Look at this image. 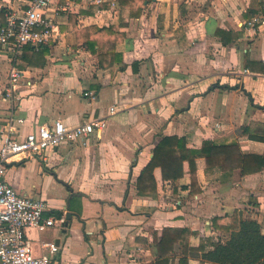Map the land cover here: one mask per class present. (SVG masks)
I'll use <instances>...</instances> for the list:
<instances>
[{
    "label": "crops",
    "instance_id": "0c3cea01",
    "mask_svg": "<svg viewBox=\"0 0 264 264\" xmlns=\"http://www.w3.org/2000/svg\"><path fill=\"white\" fill-rule=\"evenodd\" d=\"M21 5L0 0V31L7 12ZM140 8L134 16L118 0H57L51 11L56 32L48 44L26 45L15 62L0 44V147L13 116L26 118L22 132L57 119L70 126L107 120L100 133L62 144L44 161H14L3 177L22 195L46 199L45 219H65L28 230L35 254L45 243L60 247L54 264H154L155 238L164 228L190 229L196 248L204 239H225L214 219L236 213L257 220L264 233V167L249 174L235 170L223 181L220 171L208 177L199 157L202 191L194 197L183 188L191 184L188 162L177 186L157 167L152 193L141 195L138 188L163 136L200 148L205 140L264 124L258 79L264 25L250 24L261 10L259 0H149ZM94 27L125 35L116 44L117 62L101 66L99 44L92 47L81 35ZM90 39L98 42L95 32ZM13 65L26 75L19 100L4 97ZM239 144L247 155H264V140L242 137ZM175 249L172 264H180L184 254ZM202 255L190 251L188 264H215L202 263Z\"/></svg>",
    "mask_w": 264,
    "mask_h": 264
},
{
    "label": "built area",
    "instance_id": "2783aa9c",
    "mask_svg": "<svg viewBox=\"0 0 264 264\" xmlns=\"http://www.w3.org/2000/svg\"><path fill=\"white\" fill-rule=\"evenodd\" d=\"M22 5L6 14V24L1 27L0 44L10 50L13 61L26 45L40 47L54 38L56 24L51 16L57 0H21ZM261 10L251 20V25H264V0H259ZM25 72L13 65L9 71L8 86L4 91L6 99L20 98ZM264 84V73L258 75ZM28 86L34 82L26 80ZM111 114L116 112L111 108ZM2 133L0 147V178L8 166L17 160L38 158L45 160L50 151L60 145L86 141L94 133H100L107 126L105 117L89 119L75 126L62 120L40 122L30 132H22L25 117L13 116ZM48 201L22 195L4 179H0V261L2 264H54L60 247L53 243L44 244V252L35 254L28 230L32 227L45 230L63 223L64 218H44Z\"/></svg>",
    "mask_w": 264,
    "mask_h": 264
},
{
    "label": "trees",
    "instance_id": "16d2710c",
    "mask_svg": "<svg viewBox=\"0 0 264 264\" xmlns=\"http://www.w3.org/2000/svg\"><path fill=\"white\" fill-rule=\"evenodd\" d=\"M122 6L131 8L132 15H140V5L149 0H118ZM85 30L82 37L89 42L99 44L100 63L102 67L113 64L120 59L116 53V44L124 39V34L109 28H97ZM92 32L96 33L97 40L90 39ZM226 42V41H225ZM264 124L251 123L241 127V133L234 137H223L214 140H205L200 148H189L186 139L178 136H163L154 150V157L141 173L138 180V188L141 195H149L156 188L154 169L160 167L164 180H172L177 186L185 175L184 163L189 164L191 184L183 186L189 189V197H194L202 191L198 179L197 158L204 157L206 160V174L208 177L220 171L223 175L220 180L226 179L235 170L242 174L260 171L264 167V155L251 156L242 152L239 139L250 137L264 140V132L257 131ZM175 192L176 189H175ZM214 226L227 237L218 242L209 239L201 241L196 248L190 246V236L194 234L187 228L163 229L161 237L156 236L158 248V260L154 264H172L171 253L178 250L184 254L180 264H188V254L202 252V263L212 262L215 264H264V233L261 224L255 219H239L238 213L225 217L215 218ZM209 245L213 249H209Z\"/></svg>",
    "mask_w": 264,
    "mask_h": 264
},
{
    "label": "water",
    "instance_id": "95a60500",
    "mask_svg": "<svg viewBox=\"0 0 264 264\" xmlns=\"http://www.w3.org/2000/svg\"><path fill=\"white\" fill-rule=\"evenodd\" d=\"M0 179H3V178L1 177ZM69 217H70V215H69Z\"/></svg>",
    "mask_w": 264,
    "mask_h": 264
}]
</instances>
